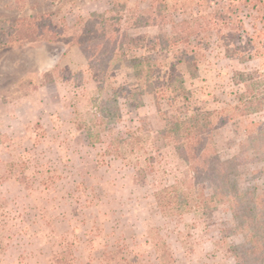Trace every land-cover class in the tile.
Masks as SVG:
<instances>
[{
    "label": "rangeland",
    "instance_id": "374dc122",
    "mask_svg": "<svg viewBox=\"0 0 264 264\" xmlns=\"http://www.w3.org/2000/svg\"><path fill=\"white\" fill-rule=\"evenodd\" d=\"M152 1L0 0V221L10 238L0 264H54L60 252H71L74 264H125L121 258L129 264H236L231 247L243 237L227 206L205 216L159 213L154 193L188 174L158 132L184 114L225 110L252 98L264 103V39H255L259 56L244 63L228 56L222 43L206 46L195 76L181 69L192 104L163 105L164 116L151 96L140 94L129 65L110 72L119 112L96 146L73 123L93 118L99 80L78 48L4 42L10 18L53 12L55 21L72 25L92 13L144 10ZM259 1L165 0V8L178 20L209 8L233 9L251 35L262 26ZM129 31L151 36L166 28ZM252 122L264 123V109L213 129L222 159L240 150L250 156L245 143ZM129 133L138 137L134 151L108 154L112 140ZM262 169L263 161L242 166L230 179L231 193L247 200L264 192ZM200 188L210 194L208 182Z\"/></svg>",
    "mask_w": 264,
    "mask_h": 264
},
{
    "label": "trees",
    "instance_id": "16d2710c",
    "mask_svg": "<svg viewBox=\"0 0 264 264\" xmlns=\"http://www.w3.org/2000/svg\"><path fill=\"white\" fill-rule=\"evenodd\" d=\"M258 3L264 8V3ZM253 6L257 8L256 4ZM235 12L209 8L199 16L189 15L178 20L165 8V0H153L144 10L135 9L123 15L92 13L78 17L72 25L55 21L53 12L10 18L4 21L2 32L7 45L64 44L80 50L99 80L96 97L92 100L93 118L83 121L85 123L73 119V123L85 133L88 144L96 146L101 143L105 126L119 112L118 95L115 90L112 93L108 76L110 72L129 65L140 94L151 96L157 111L164 116L163 105L169 109L182 104L188 109L192 104L191 95L184 87V74L195 76L206 46L212 42L216 46L222 43L226 54L240 62L256 59L260 51L255 39H264V9L257 16L262 26L253 27L251 35L245 32ZM130 28H166V31L135 36ZM250 100L225 110L184 114L158 132L159 138L173 147L188 174L187 178L154 193L159 213L170 217L173 213L192 211L205 216L214 206H227L231 216L239 221L234 231L243 237L242 244L231 247L236 264H264V192L242 200L229 188L231 177L242 166L264 162V123L252 122L246 128L245 146L250 149V156L240 150L231 158L222 159L212 135L214 128L264 109V103L257 98ZM137 138L136 133H129L126 138L112 140L108 154L117 157L123 150L134 151ZM257 173L264 175V169ZM206 182L210 184L209 195L200 188ZM9 239L6 226L0 221V254L6 250ZM117 253L106 256L115 257ZM53 261L54 264H74V257L71 252H60L53 256ZM121 261L129 264L124 258Z\"/></svg>",
    "mask_w": 264,
    "mask_h": 264
},
{
    "label": "crops",
    "instance_id": "0c3cea01",
    "mask_svg": "<svg viewBox=\"0 0 264 264\" xmlns=\"http://www.w3.org/2000/svg\"><path fill=\"white\" fill-rule=\"evenodd\" d=\"M79 50V49H78ZM80 51V50H79ZM83 56V55H82ZM85 59V58H84ZM86 61V60H85Z\"/></svg>",
    "mask_w": 264,
    "mask_h": 264
}]
</instances>
